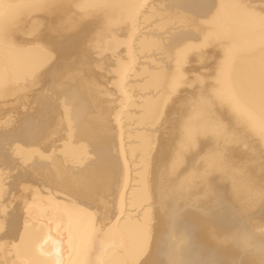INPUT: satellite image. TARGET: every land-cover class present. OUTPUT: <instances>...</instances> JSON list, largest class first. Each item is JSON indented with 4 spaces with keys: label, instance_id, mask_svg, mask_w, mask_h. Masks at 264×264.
Instances as JSON below:
<instances>
[{
    "label": "bare ground",
    "instance_id": "1",
    "mask_svg": "<svg viewBox=\"0 0 264 264\" xmlns=\"http://www.w3.org/2000/svg\"><path fill=\"white\" fill-rule=\"evenodd\" d=\"M0 264H264V0H0Z\"/></svg>",
    "mask_w": 264,
    "mask_h": 264
}]
</instances>
